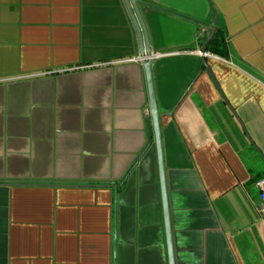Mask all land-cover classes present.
<instances>
[{
	"label": "crops",
	"instance_id": "crops-1",
	"mask_svg": "<svg viewBox=\"0 0 264 264\" xmlns=\"http://www.w3.org/2000/svg\"><path fill=\"white\" fill-rule=\"evenodd\" d=\"M137 2L174 264H264V0ZM140 57L124 0H0V264H170Z\"/></svg>",
	"mask_w": 264,
	"mask_h": 264
},
{
	"label": "water",
	"instance_id": "water-1",
	"mask_svg": "<svg viewBox=\"0 0 264 264\" xmlns=\"http://www.w3.org/2000/svg\"><path fill=\"white\" fill-rule=\"evenodd\" d=\"M127 6V9L130 13L131 19L135 26V29L138 34L139 40V48L141 56H150L152 51L150 48V44L148 41L147 32L142 21L140 11L138 8L137 0H124ZM219 22L218 16H216L213 27L217 26ZM214 32L212 31L211 34L207 37V41L203 46V52H206V45L207 42L211 39ZM143 67L146 70L147 74V82L150 94V112L151 118L154 125V134H155V141L158 150L159 156V165H160V175H161V183H162V192L164 198V209H165V221H166V229H167V237H168V244H169V256H170V264H174V257H173V247H172V237H171V227H170V220H169V207H168V198H167V190H166V179H165V171H164V155H163V146H162V135H161V128H160V115L158 111V105L156 102V95L154 90V81L152 76V61L146 59L142 63Z\"/></svg>",
	"mask_w": 264,
	"mask_h": 264
},
{
	"label": "trees",
	"instance_id": "trees-1",
	"mask_svg": "<svg viewBox=\"0 0 264 264\" xmlns=\"http://www.w3.org/2000/svg\"><path fill=\"white\" fill-rule=\"evenodd\" d=\"M213 32H214L213 36L207 42L206 52L221 58L228 57L229 46L227 42L226 31L223 25L221 24V22L214 27ZM204 40L206 43L207 38H205Z\"/></svg>",
	"mask_w": 264,
	"mask_h": 264
},
{
	"label": "built area",
	"instance_id": "built-area-1",
	"mask_svg": "<svg viewBox=\"0 0 264 264\" xmlns=\"http://www.w3.org/2000/svg\"><path fill=\"white\" fill-rule=\"evenodd\" d=\"M202 34H204V37L207 38L208 37V32L206 30L202 31ZM198 53L202 56H207L209 55V53L207 52H203V51H198ZM164 56L163 54H154V55H150V56H141L140 58L137 59H130V60H126V61H121L118 63H125V62H139V63H143L146 59L151 60L154 58H159ZM256 186L258 187L259 191H260V203H259V212L260 215L264 221V177L259 178L256 181Z\"/></svg>",
	"mask_w": 264,
	"mask_h": 264
}]
</instances>
